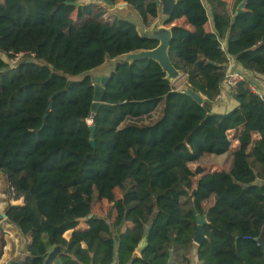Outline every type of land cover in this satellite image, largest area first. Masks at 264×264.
<instances>
[{
	"label": "trees",
	"instance_id": "1",
	"mask_svg": "<svg viewBox=\"0 0 264 264\" xmlns=\"http://www.w3.org/2000/svg\"><path fill=\"white\" fill-rule=\"evenodd\" d=\"M77 1L0 0V172L15 199L24 198L10 212L34 240L32 258L11 264H45L56 247L52 264H168L170 251L174 264H190L194 250L198 264H264V92L251 90L264 81V0H245L242 9L236 0L232 12L225 0H176L166 25L184 19L190 28H172L170 57L202 105L159 63L141 59L117 67L96 114L85 74L159 41L98 2ZM122 1L147 27L158 18L161 0ZM10 52L35 57L15 62ZM229 71L245 76L235 89ZM226 89L238 106L213 113ZM161 103L155 123L134 122ZM231 131H241L235 151ZM205 155H229L227 176L191 167ZM104 200L111 212L94 214ZM198 214L207 219L200 245Z\"/></svg>",
	"mask_w": 264,
	"mask_h": 264
},
{
	"label": "water",
	"instance_id": "2",
	"mask_svg": "<svg viewBox=\"0 0 264 264\" xmlns=\"http://www.w3.org/2000/svg\"><path fill=\"white\" fill-rule=\"evenodd\" d=\"M95 2H103L105 6H110L109 10L120 20H124L134 24L137 28L139 35L143 38L155 39L159 41V45L157 48L153 50H139L135 52H131L128 54L120 55L114 59L107 58L105 63L100 67L87 72L85 75H92L95 72V75H92V79L94 82L95 87V102L93 104V114L98 112V109L103 104L104 97H105V88L106 85L111 77V75L116 71L117 67L121 64L132 63L135 60L141 59H150L154 60L161 65L163 70L166 73V78L170 81L173 85L181 76V71L178 70L175 65L173 64L171 57H170V45L173 38L172 35V28L173 27H166V23L170 20L176 0H161L158 2L160 5V11L158 18L153 22L154 24L150 27H147L144 24V21L141 15L135 11L128 3L125 5L117 6L116 3H113L109 0H93ZM68 5H71L72 2H68ZM78 5V3H75ZM245 5V0L240 4L239 8L242 9ZM127 11L123 14L122 11ZM179 91L186 93L188 96L193 98L196 102L202 105L205 101V98L198 92H196L189 84L185 83L179 87ZM55 95L52 96L54 98ZM52 106V105H51ZM50 106V107H51ZM92 131V144L95 147V131L96 126H91ZM197 222L198 228L196 232V236L194 239L195 244L200 245L204 240H206V236L204 234L203 228L207 222V219L202 215H197ZM261 245L264 248V243L259 240ZM147 245V240H144L142 244L137 249L138 254H142L144 248ZM61 251V247H56L53 249L46 260L45 264H52L57 255ZM168 264H174V254L170 251V259Z\"/></svg>",
	"mask_w": 264,
	"mask_h": 264
},
{
	"label": "crops",
	"instance_id": "3",
	"mask_svg": "<svg viewBox=\"0 0 264 264\" xmlns=\"http://www.w3.org/2000/svg\"><path fill=\"white\" fill-rule=\"evenodd\" d=\"M228 3L229 10L232 12L236 0H225ZM94 2L93 0H78L77 3L79 4H89ZM105 6L103 2H98ZM116 5H125V2L122 0H117ZM108 11H110L108 9ZM154 24V23H153ZM152 24V25H153ZM186 26L190 28V26L185 24V20L181 19L176 21L170 26L166 27H175V26ZM205 28L208 32L214 31V26L212 20H210L206 25ZM233 60H231L230 65H232ZM234 64V63H233ZM253 87L257 88L259 92H264V81L261 79L255 80V83L252 85ZM162 105V103L159 105V107ZM213 106L216 107V112H228L229 110H232L233 108L238 106V103L231 97L229 90H224L223 93L216 99V101L213 103ZM150 116L142 118L143 120L150 121L151 123L146 124L150 125L155 123L160 117L158 114V109ZM164 108V106H163ZM162 108V112H163ZM139 121H143V120ZM131 122V121H130ZM238 133H241V131H231L230 132V138L233 142V151L237 150L239 148V141L237 139ZM255 140L260 139L259 134L254 135ZM220 159H224L227 163V170L226 172L222 171V176H218L219 178H224L227 176V171L230 167V157L229 155H222V156H216V155H210V156H204L199 162L195 165L196 168L198 166L203 167L208 172L215 173L218 167L217 163L211 164L213 167L209 169L210 167L207 166L208 161L218 162ZM216 164V165H215ZM9 185V184H8ZM0 217L2 218L1 224L2 228L0 230V264H11L13 261L20 259L23 263H26L28 260L32 258L31 256V248L34 245V240L31 238L29 234H24L19 226L18 221V213L17 212H10V209L12 206L16 205H23L24 204V198H20L19 200L15 199V196L12 194L9 188H5L3 186H0ZM16 200V201H15ZM15 202V203H13ZM15 204V205H14ZM87 225L85 223H82L79 227V229H86ZM71 236V231L66 233L65 238L69 239ZM198 258L196 255V250L193 251L191 256V262L190 264H198ZM114 264H117L115 262Z\"/></svg>",
	"mask_w": 264,
	"mask_h": 264
},
{
	"label": "rangeland",
	"instance_id": "4",
	"mask_svg": "<svg viewBox=\"0 0 264 264\" xmlns=\"http://www.w3.org/2000/svg\"><path fill=\"white\" fill-rule=\"evenodd\" d=\"M105 7L107 8V10L110 8V6H105ZM122 12H123V14H125L127 11L124 10ZM109 14L112 15V13L110 11H109ZM112 16H114V15H112ZM73 19L75 20V22L77 24V21L78 20H77L76 13H74ZM92 75H95V72H93ZM185 83H187L186 74L184 72H181L180 78L173 85L176 86L177 88H179L180 86H182ZM163 106H164V103H162V105L159 107V109L157 111L158 114H159V116H161L162 113H163L162 112ZM211 111L213 113H218V112H216V107L215 106H212L211 107ZM219 113H224V112H219ZM129 122L130 121H126L125 123H123L122 128L123 127H126L128 124H130ZM134 122L137 123V124H139V125H146V124L151 123L150 121H147V120H143V121H139L138 120V121H134ZM205 156H210V155H205ZM213 163H217V165H218V167L216 168L217 170L215 171V174L217 176H219V177L222 176V171L223 172H226V170H227V163L225 162V160L224 159H220V161H218V162L208 161L206 164H207L208 167H210L209 169H211V167H213L211 165ZM191 167L193 169L196 168L195 165H191ZM8 184L9 183H8L7 176H6V171L5 170H2L0 172V186H3L5 188H9V185ZM116 195H117L118 198H120L121 197V190H119V189L116 190ZM112 207H113V204H110L109 202H107L105 200L104 201H95L94 202V205H93V212L96 215L107 216L111 212Z\"/></svg>",
	"mask_w": 264,
	"mask_h": 264
},
{
	"label": "built area",
	"instance_id": "5",
	"mask_svg": "<svg viewBox=\"0 0 264 264\" xmlns=\"http://www.w3.org/2000/svg\"><path fill=\"white\" fill-rule=\"evenodd\" d=\"M222 48L224 49V46H222ZM10 54L13 55V56H15V62H18V61H20V60H22V59H25V58H27V57H31V58L35 57V54H34V53H30V54H28V53L23 52V53L15 54V53H13V52H10ZM244 80H245V76H244L241 72H239V71H234V72L229 71V72L227 73V76H226V84H227V86H229L231 89H235V88H237V86H238L240 83H242ZM251 90H252L254 93H256L257 95H260V92L258 91L257 88H255V87L252 86V87H251ZM87 122H88L89 124H92V117L89 118V119L87 120ZM0 197H1V194H0ZM15 201H16V200H15ZM13 203H15V202H13Z\"/></svg>",
	"mask_w": 264,
	"mask_h": 264
}]
</instances>
